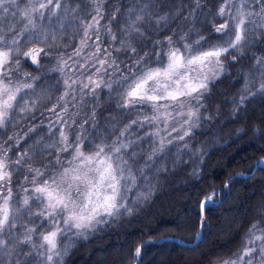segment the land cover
<instances>
[{"label": "snow or ice", "instance_id": "snow-or-ice-1", "mask_svg": "<svg viewBox=\"0 0 264 264\" xmlns=\"http://www.w3.org/2000/svg\"><path fill=\"white\" fill-rule=\"evenodd\" d=\"M109 3L111 0H76L73 7V0H0V264H5V258L11 261L24 248L28 249L22 253L24 259L15 264H28L33 256L36 264H65L74 240L87 239L120 217L132 215L129 201L133 205L146 202L153 192L145 172L154 168L157 174L167 171L157 168L156 161L171 154L176 145L180 152L190 151L194 130L202 127V121L213 120L202 114L207 108L205 100L221 79L231 75L229 67L246 58L252 61L247 71L236 74L234 83L243 79L238 96L225 101L233 104L232 114L246 112L257 98L264 104V54L249 51L264 53V0H218L208 15L222 22L190 43L196 13L204 8L201 0H188L187 4L184 0H116L111 14L102 10ZM82 7H90V11L82 12ZM9 14L16 22L6 25L3 20ZM181 17L186 23L191 21L183 35L172 30ZM105 19L106 28L102 25ZM69 25L76 26L74 35L82 31L72 53L62 51L69 44L56 43L66 38ZM153 26L157 35L171 34L151 40L146 34ZM109 36L108 47H104ZM115 43L119 47L112 48ZM149 45L152 51L140 56ZM53 50L58 54L52 55ZM120 54L130 63L118 61ZM133 56L138 58L132 60ZM43 62L52 64L46 73L42 72ZM22 64L34 66L41 74L21 73ZM52 74L57 75L56 83L42 85L45 75L51 79ZM104 76H109L108 82ZM102 89L108 90L110 98L120 90L114 107L124 114L119 120L105 117L110 125L103 132L98 131L101 125L95 107L82 123L78 112L69 116L70 108L77 104V91L82 103L85 96L98 99ZM53 92L61 93L55 102ZM128 117L134 118L124 123ZM38 119L40 123H36ZM23 121L31 126L19 127ZM89 123L92 135H85ZM134 127L137 133L130 139ZM11 128L18 131L9 135ZM46 139L50 142L45 143ZM29 140L33 143L28 144ZM23 145L28 146L18 151ZM34 157L42 167L26 163ZM141 159L144 165L137 168ZM256 163L264 170V157ZM21 170L26 173L24 179L16 181ZM141 180L146 183L141 185ZM234 180L235 176H229L222 189H213L199 201L201 229L207 226L210 206H219V193ZM15 183L29 186L15 188ZM139 188L144 191H137ZM24 219H39L40 223L30 227L20 223ZM45 225L48 230L37 236ZM61 238L69 243L62 246ZM142 247L143 242L132 253L134 264L142 256ZM209 264H264V215L256 214L248 221L236 252Z\"/></svg>", "mask_w": 264, "mask_h": 264}, {"label": "trees", "instance_id": "trees-1", "mask_svg": "<svg viewBox=\"0 0 264 264\" xmlns=\"http://www.w3.org/2000/svg\"><path fill=\"white\" fill-rule=\"evenodd\" d=\"M184 2L187 4L188 0H184ZM217 2L218 0H201L204 8L196 13L195 30L187 42L197 40L201 35H208L211 26L222 22L214 21L213 17L208 15V10H215L214 6L217 5ZM115 4L116 0H111V3L102 10L111 14ZM72 6H76V0H73ZM20 7L23 8L24 4L21 3ZM88 11H90V7H82V12ZM184 15L187 16L188 12L186 11ZM79 16L80 14L77 15V18ZM15 22L10 14L3 20L6 25ZM107 24V19L102 21L104 28L107 27ZM202 25L203 29L201 28ZM189 27H191V21L186 23L181 17L172 25V30L183 35ZM112 31H116L115 26H113ZM76 32V26L69 25L66 38L56 41L58 44L70 45L69 48L62 49V51L72 53L79 45L82 31L79 35H74ZM156 32L157 30L153 26L152 32L146 35L151 40H157L171 34L166 32L161 36L157 35ZM92 39L95 40L94 35ZM110 39V36L105 39L104 47H108ZM39 46L46 47V45ZM111 47L117 48L119 43L112 44ZM261 48H264V45H261ZM93 50L94 48L89 49V51ZM151 51L152 48L149 45V47L143 48L139 55L142 56L145 52ZM165 51H167V47H165ZM249 51L254 52L257 56L264 54L257 49H250ZM51 54L57 55L58 53L53 50ZM114 55L116 54L114 53ZM137 58L138 56H133L131 59ZM117 59L124 63H130L125 54L118 55ZM250 63L252 61L246 58L240 64L229 67L228 71L231 75L221 79L212 89V95L205 100L207 108L203 110L202 114L203 116H212L213 120L210 122L202 121V127L194 130V135L189 141L191 150L180 152V145H176L172 148L171 154L156 161L157 168L164 167L167 171L157 174L154 168L151 172H145L153 185V192L149 200L137 205H133L129 201V206L134 208L132 215L120 217L104 227L103 230L92 233L87 239L74 240L69 254L64 257L65 264H132L134 262L132 253L144 239L148 240L143 242L142 256L136 264H209V261L216 262L226 259L238 250L241 237L247 230L248 221L256 214L264 215V170L256 163L264 157V104L260 103L259 98H257L256 101L248 105L246 112H241L239 116H235L231 112L233 104L225 102L230 101L233 95L238 96L237 90L242 87L243 79L239 83H234L236 74L241 69L247 71ZM51 67L52 64L43 62L42 72L46 73ZM23 72H29L33 76L41 74L34 66L29 67L28 64L21 65V73ZM93 78L99 79L95 76ZM103 78L105 82H108L109 76ZM56 80V74H52L51 79L45 75L41 84L48 86L55 84ZM119 91L117 89L111 98L107 89L97 92L98 99L85 96L82 103L77 100L76 107L70 108L69 116L78 112L77 119L82 123L84 119L90 118L95 107L99 113L98 119L101 125L98 131L103 132L104 126L110 125L105 117H115L119 120L124 115L115 111L114 107ZM60 94V92L51 93L53 102H55V97ZM41 111L43 112L45 109L41 108ZM39 115L40 113H37V116ZM131 118L134 117L124 119V123H127ZM36 123H40V120L38 119ZM47 123V113H45L44 124L47 125ZM24 125L31 126L29 121H23L19 127L22 128ZM120 127L122 128L123 124ZM87 129L85 135H92L91 123L87 125ZM26 130L24 128V131ZM149 130L145 129V131ZM17 131L18 128H11L8 134L13 135ZM44 131L46 129L38 132L37 136L43 135ZM136 133L137 128L134 127L128 138H135ZM139 134L143 135V132ZM2 142L0 141V143ZM49 142L47 139L45 140V143ZM32 143L33 140L28 141V144ZM27 146L23 145L18 151H22ZM144 147L147 149V141ZM12 159H15V154L12 155ZM26 163L33 167H42L39 158L34 157L33 160ZM143 165L144 160L141 159L136 167L139 168ZM194 170H197V175H193ZM238 173H244L245 176L251 178L245 179V176L236 175ZM25 174L21 170L15 176V180L22 181ZM229 176H235V180L228 189L219 193L218 199L221 202L219 206H210V210L207 212V226L201 229L199 227V201L213 189H222ZM140 183L144 185L146 181L141 180ZM28 186L19 183L14 184L15 188L21 189ZM137 191H144V188H139ZM19 196L20 199H23L22 191ZM132 196L134 197L135 193H132ZM37 210L34 205L32 211ZM20 223L28 224L31 227L39 224L40 220L30 222L28 219H24ZM47 230L48 227L45 225L39 229L36 235L39 236ZM198 230L201 232L193 245L183 246L176 241L162 239L177 237L190 243L194 240ZM61 243L63 246L69 241L67 238H61ZM27 251V248L22 249L21 253L11 258V261L5 258V264H15L16 260H23L22 253ZM28 264H36V257H30Z\"/></svg>", "mask_w": 264, "mask_h": 264}, {"label": "water", "instance_id": "water-1", "mask_svg": "<svg viewBox=\"0 0 264 264\" xmlns=\"http://www.w3.org/2000/svg\"><path fill=\"white\" fill-rule=\"evenodd\" d=\"M199 232H201L200 230H198ZM195 238H194V240L192 241V242H186V241H184V240H182V239H180V238H177V237H165V238H162L163 240H172V241H176V242H178L179 244H182L183 246L184 245H193V244H195L196 243V241L198 240V236H197V234H196V236H194ZM161 239V240H162ZM148 239H144L143 241H141L140 242V244L142 243V242H144V241H147ZM161 240H159V241H161ZM137 263V261L135 262V264ZM132 264H134V262L132 263Z\"/></svg>", "mask_w": 264, "mask_h": 264}, {"label": "rangeland", "instance_id": "rangeland-1", "mask_svg": "<svg viewBox=\"0 0 264 264\" xmlns=\"http://www.w3.org/2000/svg\"><path fill=\"white\" fill-rule=\"evenodd\" d=\"M79 62H80V63H83V60H80ZM84 80H85V82H86V76L84 77ZM75 95H76V100H81V96H82V94H81L79 91H77V92L75 93ZM68 100H70V102H71V97H68Z\"/></svg>", "mask_w": 264, "mask_h": 264}]
</instances>
